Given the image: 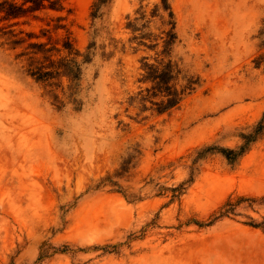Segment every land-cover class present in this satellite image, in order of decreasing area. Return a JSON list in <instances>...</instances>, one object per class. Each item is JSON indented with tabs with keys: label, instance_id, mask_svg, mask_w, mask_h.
Here are the masks:
<instances>
[{
	"label": "rangeland",
	"instance_id": "374dc122",
	"mask_svg": "<svg viewBox=\"0 0 264 264\" xmlns=\"http://www.w3.org/2000/svg\"><path fill=\"white\" fill-rule=\"evenodd\" d=\"M95 1L66 0L69 14L13 29L56 49L69 37L84 52ZM161 1L105 9L80 108L57 89L58 110L14 60L22 49L0 47V264H264V232L248 225L264 221V0H170L172 60L200 85L156 115L128 105L151 87L139 82L141 59L153 63L156 51L135 53L127 24L141 7L151 19ZM239 198L254 202L211 225Z\"/></svg>",
	"mask_w": 264,
	"mask_h": 264
},
{
	"label": "trees",
	"instance_id": "16d2710c",
	"mask_svg": "<svg viewBox=\"0 0 264 264\" xmlns=\"http://www.w3.org/2000/svg\"><path fill=\"white\" fill-rule=\"evenodd\" d=\"M113 0H96L92 5L91 12V42L84 52L77 50L69 37L65 38L61 49L48 47L47 43L33 42V33L16 31L13 26L18 20L48 11L55 13H70L66 0H0V23L15 21L9 26H0V39L10 51L22 49L16 54L14 60L20 64L23 73L51 89L53 105L58 109L64 108L65 101L52 90L61 89L63 99L73 104L76 108L82 106L81 85L84 68L91 63L96 56L98 41L106 35V27L103 26L105 9L111 5ZM138 17L130 20L127 29L132 37L129 44L132 50L137 53L142 47L147 50L156 51L153 63L148 58L141 59L144 74L139 82L150 83L151 87L140 90L136 95L129 97L128 105L137 107L140 112L151 111L156 115H162L178 108L186 97L191 95L200 85V78L197 75H190L183 71L181 66L172 60L173 48L178 41L176 33V21L172 11L170 0H162L161 5H156L152 11L151 19H147L143 7L137 11ZM158 19L161 25L160 35H155L149 30L152 20ZM66 17H57L55 30H65L63 23ZM114 43H117L112 39ZM135 45V47H132ZM161 47V50H159ZM53 52L65 53L59 59L53 58ZM22 65V66H21ZM69 83L63 87V80ZM149 104V106H148ZM226 152V151H223ZM230 159L234 153H224ZM238 155V154H237ZM254 202L250 199L239 198L235 202L228 201L222 207L219 215L215 217L211 225L231 216H240L239 210L246 202ZM248 225L260 228L264 232V221L255 223L249 218Z\"/></svg>",
	"mask_w": 264,
	"mask_h": 264
}]
</instances>
